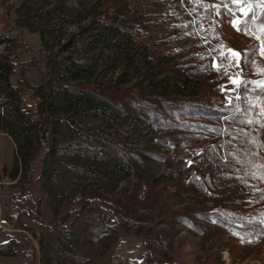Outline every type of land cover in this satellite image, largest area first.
Listing matches in <instances>:
<instances>
[{
    "label": "rangeland",
    "instance_id": "obj_1",
    "mask_svg": "<svg viewBox=\"0 0 264 264\" xmlns=\"http://www.w3.org/2000/svg\"><path fill=\"white\" fill-rule=\"evenodd\" d=\"M224 1L226 9L220 0H0V88L5 75L10 88L0 91V195L28 212L0 264H264V238L232 233L208 215L218 202L264 215V186L186 181L209 144L188 127L198 114L175 104L111 106L85 91L136 86L187 99L207 90L224 100L247 70L263 80L264 22L243 21L240 5ZM251 9L264 14L259 0ZM7 108L21 112L12 127ZM33 118L49 126L44 144ZM254 161L251 174L263 175L264 158ZM29 174L44 212L20 190ZM170 177L180 186L169 190Z\"/></svg>",
    "mask_w": 264,
    "mask_h": 264
},
{
    "label": "trees",
    "instance_id": "obj_2",
    "mask_svg": "<svg viewBox=\"0 0 264 264\" xmlns=\"http://www.w3.org/2000/svg\"><path fill=\"white\" fill-rule=\"evenodd\" d=\"M173 1H176L178 5L181 4V0ZM220 1L225 3L224 0ZM222 5L223 9L227 8L226 3ZM243 21L261 24L264 22V14L254 17L253 13L250 12L249 15L243 17ZM103 22L107 25L111 24L107 15L104 16ZM247 61H250L249 55ZM239 65L244 70L249 64L247 65L246 62H242L241 60ZM207 66L209 69L212 68L209 63ZM250 74V71L247 70L246 74L242 75L241 79L244 82L238 85V93L236 90L230 92L224 90L221 93L222 95H232L230 98L224 100L216 95L215 91L211 94L207 90L203 94L201 93V96L195 98L189 97L187 99H178L163 94L152 93L147 91L146 88L136 86L113 91L104 87H97L91 90L87 88L85 91L100 101L110 102L109 104L111 106L117 102H126L127 104L136 105L137 108L141 109V107L145 108L147 104L155 107L161 106L162 104L165 106L168 104H175L177 109L182 107L191 113L198 114V120L188 122V127H191L193 131H197L201 135H208L209 144L203 146L199 168L190 171L186 181L200 183L202 186L206 183L216 188H223L224 182H227L225 186L231 188L234 182L232 180L235 178H242V183L247 184L250 181H256L264 186V174H251L252 168L249 167L250 164H252V160H255L254 163L258 164L260 161H263L264 158V155H262L264 153V150H262V138L264 136V84L254 83L264 81V78L261 81H254ZM4 77L5 82L1 83L0 91L10 89L7 85V75ZM79 87L82 90L85 89L82 86ZM240 93L248 96L244 103H238V100L236 101L234 99L233 94L240 95ZM5 110L6 113L3 114L6 121H8L7 123H9L7 126L12 127L18 124V113L21 112H18L16 108L15 112L17 114L12 115L8 108ZM1 114L2 107L0 106V118L2 116ZM7 126H5V129ZM31 127L39 137V140H42V144H44L48 139V124L33 118L31 119ZM12 133H10L11 137L13 136ZM231 156L233 157L230 158ZM38 160V152L33 153V155L30 156V160L28 159L31 165V171ZM257 164L254 165L256 166ZM263 167L264 166L261 168L262 170ZM34 178V174L23 176L20 181V190H25L27 185ZM175 179L170 177L163 184H165L169 190H173L177 186H180L179 177ZM150 184L148 187H152V189L154 186H158L153 182ZM132 200H134V198ZM132 200H126V203L129 204L128 206L134 204ZM236 204L238 205L239 202H236L234 205ZM208 215L215 220L216 224L232 233H242L244 236L260 235V237L264 238V215H258V213L253 214L249 211L241 213L233 211L230 213L222 202H218L216 206L213 205L212 211ZM150 264L160 263L150 262Z\"/></svg>",
    "mask_w": 264,
    "mask_h": 264
},
{
    "label": "crops",
    "instance_id": "obj_3",
    "mask_svg": "<svg viewBox=\"0 0 264 264\" xmlns=\"http://www.w3.org/2000/svg\"><path fill=\"white\" fill-rule=\"evenodd\" d=\"M10 141L11 137L8 136ZM4 143H7L4 142ZM34 178L30 181V183L27 185L26 189L29 191V203L31 205H36L39 203V207L41 208V211H46L44 202L40 198V191L37 188V182ZM12 199H20L19 196H15ZM23 202L18 201V203ZM16 203V202H15ZM12 201L6 200L3 196L0 195V251L9 250L10 247L14 245L13 242H11V235H13L14 232H20V224L24 221V216L27 211L24 210L23 206L19 207V210H16V208L11 206ZM15 206V205H14ZM30 214V213H29ZM11 215H14L11 217ZM13 231V232H11ZM12 233V234H11ZM19 241H22L19 239ZM3 258H9V255L0 256ZM5 264V262H4Z\"/></svg>",
    "mask_w": 264,
    "mask_h": 264
},
{
    "label": "snow or ice",
    "instance_id": "obj_4",
    "mask_svg": "<svg viewBox=\"0 0 264 264\" xmlns=\"http://www.w3.org/2000/svg\"><path fill=\"white\" fill-rule=\"evenodd\" d=\"M232 2L235 3V4L240 5V12L244 16L249 15V13L252 11V9H251V0H232ZM259 4H260L261 8H264V0H259ZM231 22H232V24L234 26H238L241 21H240V18L237 17L236 19H233ZM227 52L234 58H238L240 56L239 52H237V51H235V50H233L231 48L227 49ZM262 54H264V53H262ZM214 66H217V65H215V63H214ZM232 82L234 84L238 85L240 83H243L244 81L242 79L238 78V77H234L232 79ZM254 83L264 84V81L254 82Z\"/></svg>",
    "mask_w": 264,
    "mask_h": 264
}]
</instances>
